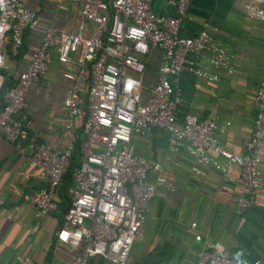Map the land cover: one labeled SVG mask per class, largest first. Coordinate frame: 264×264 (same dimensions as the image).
Masks as SVG:
<instances>
[{
	"label": "built area",
	"instance_id": "2783aa9c",
	"mask_svg": "<svg viewBox=\"0 0 264 264\" xmlns=\"http://www.w3.org/2000/svg\"><path fill=\"white\" fill-rule=\"evenodd\" d=\"M57 3L60 0H54ZM79 5L83 23L94 28L87 38L81 34L56 33L47 26L39 45L30 54L25 69L14 84L0 95V138L15 143L24 136L18 115L28 88L40 83L49 63V51L67 66L76 55L71 71L62 73L70 82L63 99L64 122L70 127L81 121L83 140L78 144L79 164L70 170L63 224L55 232L66 245L69 264H90L98 257L111 264H126L133 242L141 237L147 204L165 180L156 161L135 153L133 137L165 133L168 153L184 148L194 161L221 175L238 171L241 193L235 208L243 212L252 206L261 190L260 149L264 140V79L254 92L255 107L251 132L238 153L224 149L215 139L214 115L187 110L178 121L180 102L175 77L189 73L197 80L217 81V72L231 73V55L205 29L192 36L179 34L186 18L188 0H166L169 15H156L150 0H69ZM62 11L66 7L60 5ZM244 16L264 22V0H247ZM38 17L19 0H0V68L7 39L11 56L17 55L25 31L38 27ZM160 51V61L151 85L144 84L150 49ZM204 62V64H202ZM3 78L0 75V89ZM199 88L196 82L194 85ZM73 145L61 150L46 143L34 146L26 159L42 186L22 200L33 209L38 221L59 210L54 191L62 185L70 168ZM195 171V174H198ZM191 228L195 223L190 224ZM200 240L198 235L194 236ZM4 264H36L24 255H14ZM194 264H259L225 255L219 242H210L196 252Z\"/></svg>",
	"mask_w": 264,
	"mask_h": 264
},
{
	"label": "crops",
	"instance_id": "0c3cea01",
	"mask_svg": "<svg viewBox=\"0 0 264 264\" xmlns=\"http://www.w3.org/2000/svg\"><path fill=\"white\" fill-rule=\"evenodd\" d=\"M38 17V27L25 31L22 45L13 57L8 54V40L3 44V66L0 70L10 82L25 69L31 51L39 45L43 29L52 27L56 33L81 34L87 38L93 24L83 23L79 5L69 0H19ZM66 7L62 11L58 6ZM247 0H188L186 18L179 34L189 37L205 29L231 55V73L217 72L213 83L197 80L189 73L174 79L179 94L176 113L178 121L187 110L198 116L214 115L213 135L227 151L238 153L252 126L255 112L253 96L258 83L264 79V22L244 16ZM156 15L171 14L166 0H150ZM47 70L37 85L28 88L24 107L18 115L24 136L15 143L0 138V264L14 255H24L36 264H69L71 251L55 238L63 224L59 212L42 217L38 229L33 209L23 200L42 186L36 172L26 159L34 146L46 143L61 150L77 145L84 138L81 121L75 119L70 127L64 122L63 99L70 82L62 77L71 71L76 55H70L67 66L56 60V51H49ZM161 53L151 48L145 66L144 84L154 82ZM204 64V62H202ZM4 79V78H3ZM199 84L196 88L195 83ZM165 133L133 137L135 153L161 165L159 173L165 185L157 187L147 204L141 237L130 249L126 264H194L195 254L204 244L219 242L227 256L264 264V140L260 149L259 171L262 188L251 207L243 212L235 208L241 193L238 171L230 169L221 175L211 168L198 165L184 148L168 153ZM198 171V174H195ZM60 202L62 185L54 191ZM195 223L191 228L190 224ZM200 237L199 241L194 236ZM90 264H111L95 257Z\"/></svg>",
	"mask_w": 264,
	"mask_h": 264
},
{
	"label": "trees",
	"instance_id": "16d2710c",
	"mask_svg": "<svg viewBox=\"0 0 264 264\" xmlns=\"http://www.w3.org/2000/svg\"><path fill=\"white\" fill-rule=\"evenodd\" d=\"M8 54L10 55L9 42H8ZM15 56H17V55H15ZM15 56H13V57H15ZM0 75L2 76V78H4L2 87L0 89V95H1L3 93V91H5L7 88L11 87L15 81L10 82L9 80H7V78L5 79L4 73L1 70H0ZM79 158L80 157H79V153H78V144H77V145L73 146V153H72V156L70 158V168L67 171V173L64 175L63 181H62L63 194L61 195V200L58 203V207H59L58 212L61 214V216H62L63 212L65 211L66 205H67V203H66V201H67L66 189L70 184V178H69L70 170L79 164V160H80Z\"/></svg>",
	"mask_w": 264,
	"mask_h": 264
}]
</instances>
